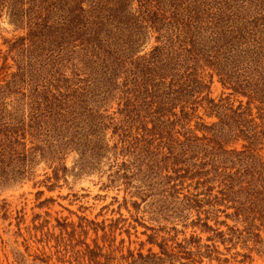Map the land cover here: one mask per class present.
<instances>
[{"label": "rangeland", "instance_id": "374dc122", "mask_svg": "<svg viewBox=\"0 0 264 264\" xmlns=\"http://www.w3.org/2000/svg\"><path fill=\"white\" fill-rule=\"evenodd\" d=\"M137 6L135 0L130 11L135 17ZM83 7L88 9L89 3ZM161 8L169 18L157 26L159 31L148 30L134 58L162 47L168 38L172 43L163 52L172 56H187L183 50L193 46L210 51L219 36V58L233 60V65H223L225 71L257 80L258 97L264 100V36L260 40L239 36L221 50L227 29L240 19L222 0H163ZM175 9L178 13L171 14ZM8 11L7 6L0 7V123L21 115L28 119L32 104L51 103L53 95L66 93L65 86L74 93L87 72L79 62L81 55L67 60L61 47L32 55L28 42L22 40L27 27L12 22ZM225 12L234 16L230 19ZM169 21L173 25L166 32ZM204 75L208 83L209 75H214L210 97L216 101L227 97L235 109L241 102L246 107L249 97L224 86L212 68L206 67ZM119 97L118 93L93 106L103 115L105 150L90 169L80 171V152L69 147L60 163L37 157L25 176L14 180L0 176V264H87L81 255L88 246L101 247L103 254L113 251L118 258L130 251L147 255L150 249L165 257L160 253L163 240L176 246L191 237L198 242L164 264H264V141L252 151L247 140L226 138V173L235 176L234 188L218 181L205 184L206 177H191L187 165L165 164L147 155L137 159L122 152V131L115 127L122 119ZM260 106L259 100L251 105L258 123ZM199 115L202 119H193L189 128L199 137L215 138L212 131L197 128V123L211 127L220 119L204 115L203 109ZM177 130L175 136L183 140L184 130L179 126ZM58 164L68 171L56 181ZM197 245L208 254L188 259L185 251L195 252Z\"/></svg>", "mask_w": 264, "mask_h": 264}, {"label": "trees", "instance_id": "16d2710c", "mask_svg": "<svg viewBox=\"0 0 264 264\" xmlns=\"http://www.w3.org/2000/svg\"><path fill=\"white\" fill-rule=\"evenodd\" d=\"M134 1L0 0V7H8L12 22L27 27V37L22 40L28 42L32 55L61 47L63 52L67 51V60L76 53L81 55L79 62L87 71L84 78H79L81 85L74 93L65 86L66 93L59 91L58 96L53 95L51 103L32 104L28 119L21 115L13 121L0 123V176L11 180L25 176L37 157L60 163L69 147L80 152V171L90 169L105 150L103 115L94 111L93 106L119 93L123 104L119 111L122 119L115 127L122 131V152L134 154L137 159L147 155L165 164H184L188 172H193L191 177H206L205 184L218 181L229 189L234 188L235 176L226 173L225 160L229 153L225 148L226 138L236 141L243 138L252 151L264 141V100L258 97L260 85L253 78L242 79L240 73L225 71L223 65H233V60L219 58V36L210 51H202L204 46L201 50L193 46L183 50L189 53L187 56H172L170 52H163L172 43L168 38L162 47L157 46L150 54L134 58L148 30L159 31L157 26L169 18L161 8L163 0H137L139 15L135 17L130 12ZM85 3H89L88 9L83 7ZM222 4L240 19L238 24L227 29L223 38L227 37V41L221 50H227L239 36L246 39L248 35L259 40L264 36V0H222ZM177 11L171 14L176 15ZM230 12H225L228 18L234 16ZM165 24L166 32L171 30L173 22ZM206 67L212 68L223 85H229L234 93L248 96L246 107L241 102L235 109L227 97L219 101L210 97L214 75H209L208 83L204 75ZM255 100L262 104L258 107L260 123L252 112ZM200 109L204 115L220 119L211 127L197 123V128L212 131L216 139L199 137L189 128L193 119H202ZM177 126L184 130L183 140L175 136L179 132ZM160 156L162 160H158ZM67 171L66 166L56 165L54 179L58 181ZM256 196L257 193L249 199ZM184 242L169 246L163 240L160 253L165 257L150 249L147 255L138 253L136 256L130 251L127 256L118 258L113 251L103 254L101 247L91 249L88 246L81 259H86L87 264H164L167 259H178L179 252L198 240L191 237ZM176 248L179 251L174 252ZM197 249L185 251L188 259L208 254L201 252L200 246Z\"/></svg>", "mask_w": 264, "mask_h": 264}]
</instances>
